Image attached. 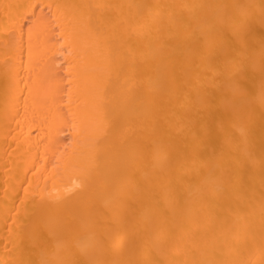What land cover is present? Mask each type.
Instances as JSON below:
<instances>
[{"label":"bare ground","instance_id":"bare-ground-1","mask_svg":"<svg viewBox=\"0 0 264 264\" xmlns=\"http://www.w3.org/2000/svg\"><path fill=\"white\" fill-rule=\"evenodd\" d=\"M0 264H264V0H0Z\"/></svg>","mask_w":264,"mask_h":264}]
</instances>
